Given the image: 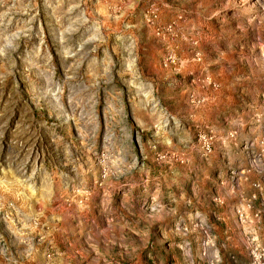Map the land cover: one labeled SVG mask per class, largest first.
I'll return each mask as SVG.
<instances>
[{
  "label": "rangeland",
  "instance_id": "rangeland-1",
  "mask_svg": "<svg viewBox=\"0 0 264 264\" xmlns=\"http://www.w3.org/2000/svg\"><path fill=\"white\" fill-rule=\"evenodd\" d=\"M263 252L264 0H0V264Z\"/></svg>",
  "mask_w": 264,
  "mask_h": 264
},
{
  "label": "built area",
  "instance_id": "built-area-1",
  "mask_svg": "<svg viewBox=\"0 0 264 264\" xmlns=\"http://www.w3.org/2000/svg\"><path fill=\"white\" fill-rule=\"evenodd\" d=\"M255 260H253L252 263L250 264H264V252L263 253H257V257H256V253H255Z\"/></svg>",
  "mask_w": 264,
  "mask_h": 264
}]
</instances>
